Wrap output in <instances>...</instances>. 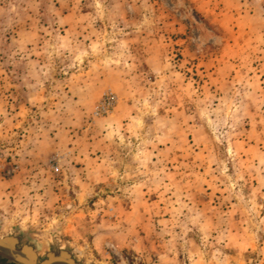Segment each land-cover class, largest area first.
Wrapping results in <instances>:
<instances>
[{
	"label": "clouds",
	"instance_id": "clouds-1",
	"mask_svg": "<svg viewBox=\"0 0 264 264\" xmlns=\"http://www.w3.org/2000/svg\"><path fill=\"white\" fill-rule=\"evenodd\" d=\"M48 3L0 9V233L33 264H264V0Z\"/></svg>",
	"mask_w": 264,
	"mask_h": 264
},
{
	"label": "water",
	"instance_id": "water-1",
	"mask_svg": "<svg viewBox=\"0 0 264 264\" xmlns=\"http://www.w3.org/2000/svg\"><path fill=\"white\" fill-rule=\"evenodd\" d=\"M66 250L55 246L39 253L42 264H70V259L63 253ZM18 264H33L32 247L22 236L0 233V264H12L15 257Z\"/></svg>",
	"mask_w": 264,
	"mask_h": 264
},
{
	"label": "rangeland",
	"instance_id": "rangeland-1",
	"mask_svg": "<svg viewBox=\"0 0 264 264\" xmlns=\"http://www.w3.org/2000/svg\"><path fill=\"white\" fill-rule=\"evenodd\" d=\"M30 3H31V0H4L3 3H0V9H6L9 5H12L13 7H15L16 5H19V8L17 9V11L12 13L11 15L15 17V19L17 20L25 21V24L30 26L32 23V19L30 18L36 16V13L29 7ZM70 8H73V6L69 5L68 7L62 8L61 0H49V3L47 5V9H50L52 13H54L58 19H69L70 20L71 18H73V13H70L69 11ZM88 11L89 10L86 8L80 9L78 12H76V10L73 9V12L78 16H86L88 14ZM8 21H9V16L5 12H0V26L7 27ZM41 26L45 28L47 27V24L45 23L44 19H41L40 24L37 25V28ZM65 27H67V25H65ZM25 30L28 31L27 28ZM61 35H64V33L62 32ZM29 47H31V45H29ZM39 58L40 57L36 56L35 54H33V56L31 57V59L34 61ZM195 78L198 79V77H195ZM10 91H14V90H10ZM247 129L251 130V125H248ZM79 166L80 165H77V167ZM217 195H219V193H217ZM238 218L239 217H237V219ZM239 247L242 250L241 255H247L246 245L240 244Z\"/></svg>",
	"mask_w": 264,
	"mask_h": 264
}]
</instances>
